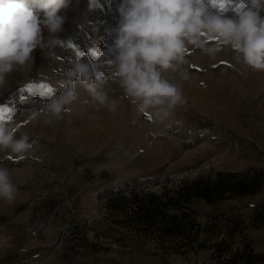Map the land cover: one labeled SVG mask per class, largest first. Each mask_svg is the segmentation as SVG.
I'll return each instance as SVG.
<instances>
[{
	"label": "rangeland",
	"instance_id": "rangeland-1",
	"mask_svg": "<svg viewBox=\"0 0 264 264\" xmlns=\"http://www.w3.org/2000/svg\"><path fill=\"white\" fill-rule=\"evenodd\" d=\"M118 2L72 0L62 10L67 19L57 42L35 50L33 64L17 69L0 89V125L32 144L24 159L0 153V166L17 186L13 203L0 199V264H241L244 247L264 260V73L237 64L226 47L215 58L190 47L188 79L181 82L187 103L168 115L138 113L109 63ZM207 2L221 15L239 10V0ZM30 5L43 19L39 0ZM75 60L97 70L118 112L97 111L77 81L78 98L61 120L33 122L48 96L64 90L61 73ZM48 87L51 94L44 93ZM218 172H249L261 185L254 195L190 204L203 230L194 245L212 223L224 237L220 255L208 245L163 251L105 205L116 192L160 193Z\"/></svg>",
	"mask_w": 264,
	"mask_h": 264
},
{
	"label": "clouds",
	"instance_id": "clouds-1",
	"mask_svg": "<svg viewBox=\"0 0 264 264\" xmlns=\"http://www.w3.org/2000/svg\"><path fill=\"white\" fill-rule=\"evenodd\" d=\"M71 5L72 0H39L41 19L30 0H0V89L17 69L33 64L35 50L57 42L67 19L62 10ZM116 11L110 49L114 59L109 61L114 66L112 78L138 113L158 109L168 115L187 103L181 82L188 79L190 47L201 48L212 58L226 47L237 64L264 73V0H239V10L232 16L212 11L207 0H119ZM61 77L64 90L48 96L42 111L32 113L33 122L41 116L48 126L61 120L78 98L77 81L97 111L118 112L106 81L89 64L72 61ZM16 133V128L0 125V153L24 159L32 144L26 134ZM16 194L9 168L0 166V199L11 204Z\"/></svg>",
	"mask_w": 264,
	"mask_h": 264
},
{
	"label": "trees",
	"instance_id": "trees-1",
	"mask_svg": "<svg viewBox=\"0 0 264 264\" xmlns=\"http://www.w3.org/2000/svg\"><path fill=\"white\" fill-rule=\"evenodd\" d=\"M257 180V176L249 172H218L213 177L183 181L175 188L164 187L160 193L142 189L116 192L107 196L105 205L122 212L135 232L153 236L163 251L170 249L176 252L181 248L186 252L208 245L214 254L220 255L224 237L219 236L220 229L212 223L206 226L203 241L194 245L203 230L190 204L195 200L213 203L230 197L254 195L261 189ZM242 253L246 259L241 264H264V260L258 261L261 256L252 254L250 248L244 247Z\"/></svg>",
	"mask_w": 264,
	"mask_h": 264
},
{
	"label": "snow or ice",
	"instance_id": "snow-or-ice-1",
	"mask_svg": "<svg viewBox=\"0 0 264 264\" xmlns=\"http://www.w3.org/2000/svg\"><path fill=\"white\" fill-rule=\"evenodd\" d=\"M51 92H52V88H51V87H48V88H46V89L44 90V93H45V94H51Z\"/></svg>",
	"mask_w": 264,
	"mask_h": 264
}]
</instances>
